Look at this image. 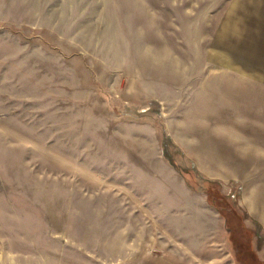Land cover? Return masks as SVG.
Listing matches in <instances>:
<instances>
[{"label": "rangeland", "instance_id": "obj_1", "mask_svg": "<svg viewBox=\"0 0 264 264\" xmlns=\"http://www.w3.org/2000/svg\"><path fill=\"white\" fill-rule=\"evenodd\" d=\"M0 264H264V0H0Z\"/></svg>", "mask_w": 264, "mask_h": 264}, {"label": "crops", "instance_id": "obj_2", "mask_svg": "<svg viewBox=\"0 0 264 264\" xmlns=\"http://www.w3.org/2000/svg\"><path fill=\"white\" fill-rule=\"evenodd\" d=\"M261 263H263V262H261Z\"/></svg>", "mask_w": 264, "mask_h": 264}]
</instances>
